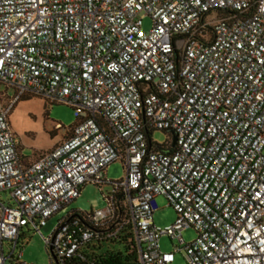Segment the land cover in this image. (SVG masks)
Instances as JSON below:
<instances>
[{"label": "built area", "instance_id": "1", "mask_svg": "<svg viewBox=\"0 0 264 264\" xmlns=\"http://www.w3.org/2000/svg\"><path fill=\"white\" fill-rule=\"evenodd\" d=\"M0 85V264H23L22 230L41 234L88 184L111 187L106 207L59 221L51 264H95L84 249L128 228L135 264H264V0H0ZM24 96L76 116L28 162L10 121ZM118 161L125 178L108 181Z\"/></svg>", "mask_w": 264, "mask_h": 264}, {"label": "rangeland", "instance_id": "2", "mask_svg": "<svg viewBox=\"0 0 264 264\" xmlns=\"http://www.w3.org/2000/svg\"><path fill=\"white\" fill-rule=\"evenodd\" d=\"M152 27V20L146 17L143 20V29L148 32ZM0 89H5L0 85ZM8 94H15L13 89L8 90ZM13 130L20 143L21 155L30 157L34 150L54 144L58 137L64 136L65 131L55 130L57 125L68 129L76 122L73 108L63 104H50L49 102L34 96H24L17 104L10 116ZM169 134L164 131H154L152 140L158 145H164L168 141ZM105 177L108 181L117 182L125 178V169L122 162L111 164L106 170ZM111 190L110 186L103 189L88 184L83 187L80 196L69 206L61 210L58 214L48 220L45 227L41 229V234H33L27 228L22 230L20 245H23V255L16 259L23 264H51L50 253L47 250L45 239L51 237L59 221L73 210L87 213L95 212L106 207L103 194ZM3 200H7L6 194L0 195ZM158 210L154 214V224L156 227L165 229L175 223L177 214L171 207L167 199L163 196L157 199ZM183 238L187 243L194 241L197 234L193 228L183 232ZM179 242L165 236L161 239L162 249L166 252L173 251L174 246ZM9 263V262H8ZM10 264V263H9ZM174 264H185L182 254H177Z\"/></svg>", "mask_w": 264, "mask_h": 264}, {"label": "trees", "instance_id": "3", "mask_svg": "<svg viewBox=\"0 0 264 264\" xmlns=\"http://www.w3.org/2000/svg\"><path fill=\"white\" fill-rule=\"evenodd\" d=\"M211 35V32H210ZM200 41L204 42L201 38ZM71 129V127L69 128ZM153 132H148V139L152 140ZM66 138L64 134L63 139ZM153 150L167 152L166 145H158L154 142L151 143ZM45 152V151H43ZM41 153V152H40ZM35 154L32 158H25L23 160L33 161L39 156ZM99 187V186H98ZM104 200V197H103ZM75 215H79L80 220L86 223L87 212L73 210ZM92 213V212H91ZM87 258L95 264H135L138 261L137 249L133 240L131 229L124 230L115 240L96 242L88 245L83 252Z\"/></svg>", "mask_w": 264, "mask_h": 264}, {"label": "crops", "instance_id": "4", "mask_svg": "<svg viewBox=\"0 0 264 264\" xmlns=\"http://www.w3.org/2000/svg\"><path fill=\"white\" fill-rule=\"evenodd\" d=\"M55 137H58V139H57V141L54 142V144L48 145L46 147L39 148L37 150H34L33 154L30 157H25V158H32V157L35 156V154L37 155L40 152L48 151V150L52 149L54 146H56L57 144H59L63 140L62 136L61 137L60 136H55ZM21 153H22V150H21Z\"/></svg>", "mask_w": 264, "mask_h": 264}, {"label": "water", "instance_id": "5", "mask_svg": "<svg viewBox=\"0 0 264 264\" xmlns=\"http://www.w3.org/2000/svg\"><path fill=\"white\" fill-rule=\"evenodd\" d=\"M176 141H177V138L176 137H174L173 138V147H175L176 146ZM172 151L171 150H169V151H167L166 152V154H170Z\"/></svg>", "mask_w": 264, "mask_h": 264}]
</instances>
